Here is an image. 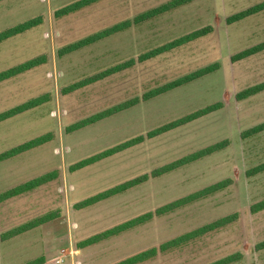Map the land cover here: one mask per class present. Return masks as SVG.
Segmentation results:
<instances>
[{"label":"rangeland","instance_id":"374dc122","mask_svg":"<svg viewBox=\"0 0 264 264\" xmlns=\"http://www.w3.org/2000/svg\"><path fill=\"white\" fill-rule=\"evenodd\" d=\"M75 0H1L0 31L32 18V28L0 42V71L28 59L43 61L0 82V112L31 98L44 101L0 122V152L31 138L49 139L0 162V192L55 171L49 182L0 202V234L51 214L24 233L0 241V264H112L151 247L157 253L137 264H264V131L242 132L264 121V90L236 94L264 81V50L233 60L264 41V10L242 20L226 19L262 0H194L132 25L80 49L69 44L169 0H99L67 15L56 11ZM210 26L207 35L138 62L137 57L181 35ZM134 58L133 66L79 88L70 85ZM213 72L80 129L73 123L132 97H141L201 67ZM222 106L175 129L79 169L72 165L212 103ZM226 146L130 190L86 208L75 204L101 190L212 143ZM223 189L145 224L95 244L85 238L221 180ZM230 222L184 244L161 251V243L226 216Z\"/></svg>","mask_w":264,"mask_h":264},{"label":"trees","instance_id":"16d2710c","mask_svg":"<svg viewBox=\"0 0 264 264\" xmlns=\"http://www.w3.org/2000/svg\"><path fill=\"white\" fill-rule=\"evenodd\" d=\"M1 1V0H0ZM96 1L99 0H75L61 8H59L56 11V14L58 16L67 15L72 12H75L85 6H88ZM194 0H169L167 2H164L154 8H150L148 10H145L138 15H136L133 19H126L124 21H121L119 23H116L110 27L104 28L103 30H99L93 34H90L84 38H81L68 46H66L63 49H60V54L68 53L73 50L80 49L86 45H89L93 42L99 41L105 37H108L110 35H113L117 32H121L123 30L128 29L132 25L140 24L148 19L154 18L160 14H163L165 12H168L170 10H173L175 8H178L182 5H185L187 3H190ZM264 10V0L255 3L237 13H234L230 15L226 21L227 23H233L239 20H242L248 16L257 14ZM40 21L39 18L35 19H29L24 22H21L19 24H16L14 26H11L7 29H4L0 31V42L13 37L17 34L23 33L26 30L32 28ZM212 31V28L210 26L202 27L200 29H196L192 32L186 33L184 35H181L171 41H168L160 46L154 47L152 49H149L148 51L140 54L137 57L138 62H143L145 60H148L150 58H153L157 55H160L164 52L170 51L174 48L183 46L191 41H194L200 37H203L210 33ZM264 50V41L253 45L251 47H248L239 53L232 56L233 60H238L247 56H250L254 53L260 52ZM43 61V57L38 56L31 59H28L24 62L18 63L14 66H11L5 70L0 71V82L12 78L18 74H21L27 70L32 69L33 67L39 65ZM136 62V59L131 58L128 59L125 62L119 63L117 65H114L110 68H107L96 75L90 76L87 79H83L80 82H76L72 85H70L68 88H65L64 90L67 92L71 89L79 88L81 86H84L86 84L95 82L99 79H102L106 76H109L111 74L117 73L125 68L131 67ZM218 67L217 63H214L212 65H207L204 67H201L195 71H192L188 74H185L181 77H178L176 79H173L163 85H159L157 87H154L150 89L149 91L143 93L141 97H132L130 99L124 100L120 103H117L115 105H112L104 110H101L99 112H96L88 117H85L72 125L68 127V130H76L80 129L86 125H89L91 123H94L98 120H101L103 118L109 117L111 115H114L122 110H125L129 107L134 106L138 102L142 100H148L150 98H153L159 94L165 93L169 90H172L176 87L185 85L191 81H194L202 76H205L214 70H216ZM264 90V81L254 84L252 86H249L241 91H239L236 94V98L238 100L245 99L249 96H252L254 94H257ZM44 101V98L42 96L31 98L21 104H18L16 106H13L7 110L0 112V122L4 121L8 118H12L24 111H27L29 109L34 108L35 106H38L40 103ZM222 106V103H212L209 105H206L202 108H199L197 110H194L188 114H185L177 119H174L172 121L166 122L162 125H159L149 131L146 132L145 135L140 134L134 137H131L129 139H126L118 144H115L111 147H108L98 153H95L91 156H88L86 158L81 159L77 163L72 165L73 169H79L84 166L90 165L92 163H95L103 158L109 157L115 153H118L120 151H123L127 148H130L132 146H135L141 142H143L146 138H153L156 136H159L165 132H168L172 129H175L181 125H184L190 121H193L197 118H200L210 112H213L214 110L219 109ZM264 131V121L261 123H258L242 132V136H251L255 135L259 132ZM49 139L48 135H40L34 138H31L27 141H24L10 149H7L3 152H0V162L3 160H6L8 158H11L13 156H16L18 154H21L27 150H30L32 148H35L43 143H45ZM227 140H221L215 143H212L210 145H207L203 148L197 149L191 153H188L178 159H175L173 161H170L168 163H165L163 165H160L158 167L153 168L150 172L142 173L140 175H137L133 178L124 180L120 183H117L109 188H106L104 190H101L89 197L84 198L83 200L77 202L75 206L77 208H86L89 206H92L100 201L106 200L108 198H111L113 196H116L118 194H121L123 192H126L130 190L131 188H134L140 184L145 183L150 178L159 177L163 174H166L172 170H175L185 164H188L190 162H193L195 160H198L202 157H205L207 155H210L214 152H217L221 149H223L226 144ZM264 171V162L260 163L259 165L255 166L254 168L250 169L248 172L249 175H253L257 172H263ZM56 176L55 171L46 172L44 174H41L39 176H36L34 178H31L27 181H24L16 186H13L7 190H4L0 192V202H3L9 198L18 196L20 194L26 193L28 191H31L49 181H51ZM230 183L229 180H221L216 183H213L211 185H208L204 188H201L197 191H194L190 194H187L183 197H180L178 199H175L173 201H170L168 203H165L163 205H160L159 207L155 208L153 211H147L143 214L137 215L133 218H130L124 222L118 223L116 225H113L101 232L95 233L84 240H82L79 243V246H86L90 244L98 243L102 240H105L107 238H110L112 236L118 235L122 232H125L127 230H130L136 226L145 224L146 222L150 221L154 216H161L164 214H167L169 212H172L180 207H183L187 204H190L192 202H195L201 198H204L210 194H213L223 188H225ZM261 209H264V199L254 203L251 205V210L253 212L259 211ZM51 214H45L41 215L37 218H34L32 220H29L27 222H24L22 224H19L9 230H6L0 234V241L7 240L11 237H14L16 235H19L21 233H24L38 225L43 224L44 222H47L51 218ZM234 216H226L223 218H220L216 221H213L211 223L205 224L197 229L191 230L187 233H184L180 236H177L173 239L167 240L160 244L159 249L161 251H166L171 248L177 247L181 244H184L198 236L203 235L206 232H209L210 230L216 229L220 226H223L230 222ZM261 246L264 247V242L261 243ZM156 247H151L149 249L143 250L139 253H136L132 256H129L127 258H124L120 261H117L112 264H137L139 262L148 260L156 255L157 253ZM232 256H228L225 258H222L220 260H217L215 262L209 263V264H226L229 261L232 260Z\"/></svg>","mask_w":264,"mask_h":264}]
</instances>
